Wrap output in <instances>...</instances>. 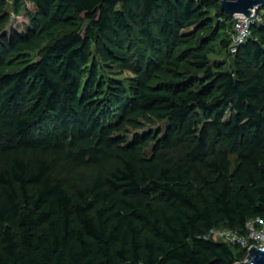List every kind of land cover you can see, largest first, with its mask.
Wrapping results in <instances>:
<instances>
[{
	"label": "trees",
	"instance_id": "obj_1",
	"mask_svg": "<svg viewBox=\"0 0 264 264\" xmlns=\"http://www.w3.org/2000/svg\"><path fill=\"white\" fill-rule=\"evenodd\" d=\"M32 1L0 42V264L241 262L207 233L264 217V22L228 67L221 0ZM52 157L100 171L71 192Z\"/></svg>",
	"mask_w": 264,
	"mask_h": 264
},
{
	"label": "rangeland",
	"instance_id": "obj_2",
	"mask_svg": "<svg viewBox=\"0 0 264 264\" xmlns=\"http://www.w3.org/2000/svg\"><path fill=\"white\" fill-rule=\"evenodd\" d=\"M5 7L0 14V42L4 36H11L15 32L25 33L32 25L33 15L36 12L35 4L32 0H20L22 9L20 12L16 10L17 0H4ZM214 14V13H213ZM259 21L264 22V7L259 11ZM234 26L232 32L225 34V37H233ZM233 40V38H232ZM0 47V52H1ZM34 59L40 58V52L36 51L32 53ZM233 56L230 54L229 47H224L220 42L214 44L213 52L210 54L211 62L226 61L227 66H231L233 63ZM103 72L106 75L113 76L122 82L125 86L129 87L130 83L135 77L134 73L127 70L120 65H113L109 68H104ZM167 122H158L152 128H159L160 126L166 127ZM150 126H147L148 129ZM143 131V130H141ZM135 131L129 132L131 137ZM152 146L148 149L151 152ZM186 150L182 145H179L174 150H166L161 152L163 159L169 160L174 164H180L186 161ZM51 167L54 173V177L59 179L62 185L71 192H75L83 184H91L94 177L100 171V167L97 165L87 164H73L59 160L58 158H50ZM2 160L0 159V167ZM211 238L218 240V236H211ZM247 256L242 260L245 261Z\"/></svg>",
	"mask_w": 264,
	"mask_h": 264
},
{
	"label": "built area",
	"instance_id": "obj_3",
	"mask_svg": "<svg viewBox=\"0 0 264 264\" xmlns=\"http://www.w3.org/2000/svg\"><path fill=\"white\" fill-rule=\"evenodd\" d=\"M263 7L264 5L254 8L253 15L251 17L237 15L234 17V34L230 45V52L233 55L238 52L239 48L251 35V28L255 22L259 21L258 13ZM246 230V234H241L237 230L231 228L216 227L207 233V237L211 238V236H218V240L220 241L246 247L248 249V253L249 249L254 246L264 247V217H257L248 220L246 223Z\"/></svg>",
	"mask_w": 264,
	"mask_h": 264
},
{
	"label": "water",
	"instance_id": "obj_4",
	"mask_svg": "<svg viewBox=\"0 0 264 264\" xmlns=\"http://www.w3.org/2000/svg\"><path fill=\"white\" fill-rule=\"evenodd\" d=\"M264 5V0H221V9L230 17L253 15L257 6ZM237 264H264V247L254 246L249 249L248 259Z\"/></svg>",
	"mask_w": 264,
	"mask_h": 264
}]
</instances>
